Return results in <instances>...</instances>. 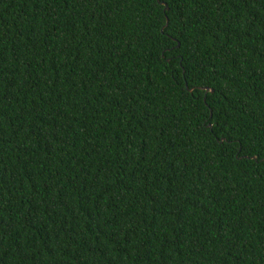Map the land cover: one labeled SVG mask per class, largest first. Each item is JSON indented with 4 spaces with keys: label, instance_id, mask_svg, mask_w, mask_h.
I'll list each match as a JSON object with an SVG mask.
<instances>
[{
    "label": "trees",
    "instance_id": "obj_1",
    "mask_svg": "<svg viewBox=\"0 0 264 264\" xmlns=\"http://www.w3.org/2000/svg\"><path fill=\"white\" fill-rule=\"evenodd\" d=\"M0 264H264V0H0Z\"/></svg>",
    "mask_w": 264,
    "mask_h": 264
},
{
    "label": "water",
    "instance_id": "obj_2",
    "mask_svg": "<svg viewBox=\"0 0 264 264\" xmlns=\"http://www.w3.org/2000/svg\"><path fill=\"white\" fill-rule=\"evenodd\" d=\"M162 5H165V3H161ZM167 10H168V8H167Z\"/></svg>",
    "mask_w": 264,
    "mask_h": 264
}]
</instances>
